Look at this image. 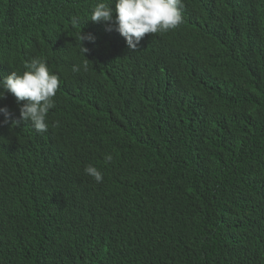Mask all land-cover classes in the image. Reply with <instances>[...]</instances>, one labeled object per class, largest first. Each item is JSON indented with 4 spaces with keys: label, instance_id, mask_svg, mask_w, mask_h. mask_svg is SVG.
<instances>
[{
    "label": "trees",
    "instance_id": "1",
    "mask_svg": "<svg viewBox=\"0 0 264 264\" xmlns=\"http://www.w3.org/2000/svg\"><path fill=\"white\" fill-rule=\"evenodd\" d=\"M99 2L0 0V79H60L44 133L0 99V264H264V0H182L136 50Z\"/></svg>",
    "mask_w": 264,
    "mask_h": 264
},
{
    "label": "clouds",
    "instance_id": "2",
    "mask_svg": "<svg viewBox=\"0 0 264 264\" xmlns=\"http://www.w3.org/2000/svg\"><path fill=\"white\" fill-rule=\"evenodd\" d=\"M113 3L99 2L91 10V20L108 25V31H117L126 40L130 50H136L146 34L164 33L178 28L183 23L182 0H114ZM73 23H77L74 19ZM81 52L89 51L84 42H94L91 34L78 35ZM86 57V56H85ZM23 74L16 71L0 79V99L11 93L20 104L22 121L30 122L33 128L44 133L48 130L47 117L49 111L55 107L54 98L60 87L59 77L50 72L47 61L43 58H33L25 61ZM88 71V59L82 65H74L72 72ZM5 119L0 122L9 123L12 113L7 107L0 108ZM19 124L20 121H14ZM59 126V121L53 127ZM113 155H105V163L113 161ZM86 175L91 176L97 183H102L104 176L101 170L93 165L85 167Z\"/></svg>",
    "mask_w": 264,
    "mask_h": 264
}]
</instances>
